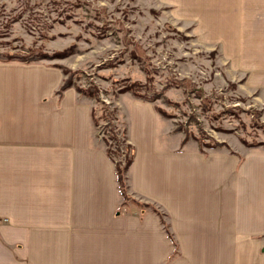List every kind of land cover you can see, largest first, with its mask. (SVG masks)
<instances>
[{"label": "crops", "instance_id": "1", "mask_svg": "<svg viewBox=\"0 0 264 264\" xmlns=\"http://www.w3.org/2000/svg\"><path fill=\"white\" fill-rule=\"evenodd\" d=\"M158 2L264 90V0ZM62 82L59 68L0 60V264H264V148L183 144L131 95L118 110L143 205L125 204L94 104Z\"/></svg>", "mask_w": 264, "mask_h": 264}, {"label": "rangeland", "instance_id": "2", "mask_svg": "<svg viewBox=\"0 0 264 264\" xmlns=\"http://www.w3.org/2000/svg\"><path fill=\"white\" fill-rule=\"evenodd\" d=\"M171 9L158 0H0V52L37 50L47 57L25 63L59 68L71 87L93 91L81 94L102 137L112 123L123 139L118 109L132 95L152 101L201 150L217 142L264 148V90L233 69L220 41H202L195 22Z\"/></svg>", "mask_w": 264, "mask_h": 264}, {"label": "trees", "instance_id": "3", "mask_svg": "<svg viewBox=\"0 0 264 264\" xmlns=\"http://www.w3.org/2000/svg\"><path fill=\"white\" fill-rule=\"evenodd\" d=\"M46 57H47L46 54L40 53L37 50H32L27 55H19V54L0 52V60L1 61L18 60V61H24V62H31V61L43 59ZM62 68L64 69L65 73H69V74L71 73L69 71V69H67L66 67H62ZM71 86H73L72 76H68L66 79H64L62 85L58 89V93L61 94L65 89H67ZM78 91L80 93L88 92L87 95H89V96H91L93 93V91H89V90L84 91L83 89H78ZM157 110L160 113H162L163 115L167 116V114L164 113L161 109L157 108ZM105 115L110 118V112H108V110L107 111L105 110L103 116H105ZM93 119H94L95 124L98 125V119L96 118V115H95V108L93 109ZM106 133H107V135L103 136V140L106 144V150H107L109 157L116 163L118 187H119V192H120L121 196L123 197V202L126 204L128 201L131 200V202H133V203H136L138 205H143V203H141L140 201L132 198L128 192V183H127L128 169L133 162L134 146L128 141L126 127H124V129H123V139H121L118 136L119 131H118L117 127L115 125H113L112 123H110V125L109 124L107 125ZM187 141H188V136L186 135L183 139V144L186 143ZM247 145L250 147L259 146V144H252V143H248ZM208 146H209V148L224 147V146L228 147V145L225 142H220V143L217 142L215 144H209ZM121 148L127 152V155L125 157L124 162L116 159V157L122 153V151H120ZM153 209L161 215V219H162V222L164 224V227H165L168 235L172 238V234L169 230L168 223H166V221H165L163 213H161L155 207H153Z\"/></svg>", "mask_w": 264, "mask_h": 264}, {"label": "built area", "instance_id": "4", "mask_svg": "<svg viewBox=\"0 0 264 264\" xmlns=\"http://www.w3.org/2000/svg\"><path fill=\"white\" fill-rule=\"evenodd\" d=\"M0 221H2V219Z\"/></svg>", "mask_w": 264, "mask_h": 264}]
</instances>
